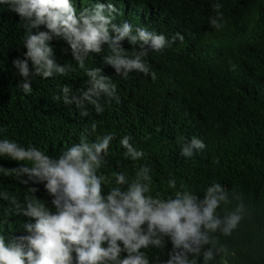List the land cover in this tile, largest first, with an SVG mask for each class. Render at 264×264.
<instances>
[{"label":"trees","instance_id":"obj_1","mask_svg":"<svg viewBox=\"0 0 264 264\" xmlns=\"http://www.w3.org/2000/svg\"><path fill=\"white\" fill-rule=\"evenodd\" d=\"M77 11L94 9L97 3H111L116 9L106 15L113 22L132 25V32L117 46L121 57L135 58L145 50L137 28L163 34L169 43L161 51L149 50L141 57L150 74L138 71L117 74L108 58H116L109 44L99 53L85 56L84 68L73 59L69 45L60 38L52 41L57 64L71 68L65 75L44 79L31 77V92L20 85L23 78L12 59H23L26 30L20 17L7 5L0 4V140L8 139L24 148L36 147L56 158L80 143H89L107 134L113 135L104 157L108 163L98 175L111 177L123 172L129 181L141 165L151 169L150 195L174 196L177 190H190L203 198L214 182L225 187L231 204L218 212L235 208L237 197L246 205L248 216L230 237L220 232L218 244L228 252L209 264H264V0H72ZM220 4L223 20L216 16ZM223 27L217 30L211 21ZM116 33L110 30V36ZM136 36L135 43L131 37ZM183 36V39H179ZM173 37H177L172 43ZM31 67V65H30ZM95 70V80L115 85L114 97L99 93L102 113L85 102L88 116H81L75 104H65L63 86L69 99L81 97L95 80L86 75ZM151 73L155 74V79ZM225 93L222 95V93ZM57 97H59L57 99ZM118 97V99H117ZM96 98V97H93ZM95 123L97 129L91 131ZM130 143L143 152L133 161L125 156L119 141ZM195 137L203 150L181 155ZM19 163L0 156V167L13 169ZM176 188L168 187V180ZM115 183L114 179L112 181ZM32 193L14 174L0 172V234L6 240L24 232L25 223L34 222L18 215L11 197L23 205L25 199H49L43 190ZM110 185H104V191ZM7 193L9 200L3 199ZM55 211V209H51ZM221 218L223 216L221 215ZM171 244L146 251L150 264H163ZM201 264L203 258L201 257Z\"/></svg>","mask_w":264,"mask_h":264},{"label":"clouds","instance_id":"obj_2","mask_svg":"<svg viewBox=\"0 0 264 264\" xmlns=\"http://www.w3.org/2000/svg\"><path fill=\"white\" fill-rule=\"evenodd\" d=\"M0 4L7 5L24 22L26 51L23 59L13 58L12 65L23 78L20 87L26 94L31 92V77L47 79L70 70V65L57 64L52 44L55 38L66 41L80 68H84L85 56L99 53L102 44H109L116 58L109 57L108 62L115 66L117 74L123 69L124 77L133 71L149 75L150 69L141 57L150 49L161 51L169 43L163 34L137 28L145 50L134 59L121 57L117 46L133 28L127 21L114 23L113 17L105 14L106 8L109 13L116 11L111 3H97L94 9L79 12L72 0H0ZM214 7L218 11L216 16L223 20L219 11L222 5ZM211 24L217 30L223 27L216 19ZM110 30L117 35L110 36ZM176 38L173 37L172 43ZM178 38L182 40L183 36ZM136 39L132 36L131 42ZM86 75L95 80L96 71L88 70ZM151 76L155 79L154 73ZM105 79L95 80L80 98L69 99L70 89L63 86L64 103L75 104L81 109V116L89 114L83 107L85 102L94 105L98 114L102 113L99 93L107 97L116 93L115 85L104 83ZM96 129L93 123L91 131ZM113 138L107 134L89 143L82 137L80 143L56 158L36 147L24 148L14 141L0 140V156L24 162L13 169L0 167V172L14 174L32 193L42 186L49 198L45 203L26 198L22 205L15 196L11 197L17 214L34 222L25 223L23 233L7 240L0 234V264H150L147 252L142 249H165L168 243L171 249L163 264H201V257L203 264H209L228 252L226 246L218 244L219 237L214 234L220 232L230 237L247 218L241 197L236 198L235 208L218 212L221 205L231 204L225 187L218 182L205 188L202 199L187 189L163 198L149 194L152 176L146 165L138 168L131 181L123 172H113L111 177L98 175V169L108 163L104 157ZM130 139L124 136L119 143L126 149L125 156L137 161L144 154ZM205 147L202 140L193 137L191 147H183L181 155L190 157L193 148L198 151ZM167 183L170 189L176 188L174 179ZM106 184L110 185L107 192ZM2 195L9 200L7 193Z\"/></svg>","mask_w":264,"mask_h":264}]
</instances>
